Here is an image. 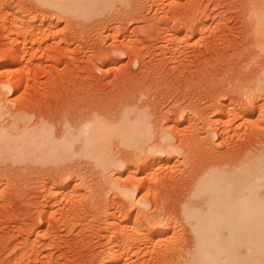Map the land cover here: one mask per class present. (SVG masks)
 Segmentation results:
<instances>
[{"label":"rangeland","instance_id":"374dc122","mask_svg":"<svg viewBox=\"0 0 264 264\" xmlns=\"http://www.w3.org/2000/svg\"><path fill=\"white\" fill-rule=\"evenodd\" d=\"M258 11L264 12V0H126L77 19L39 0H0L5 118L24 111L32 118L30 125L44 121L56 137L65 132L66 122L76 128L95 115L112 118L126 109L144 110L159 141L173 132L176 145L192 148L187 149L190 157L185 150L159 155L162 162L153 171L151 188L142 184L148 172L138 154L122 146L116 152L126 166L106 173L80 155L45 164L1 159L0 264H107L116 254L108 225L119 211L127 214L126 225L153 213L156 225L151 228L163 242L155 251L149 243L141 252L127 253L122 264H168V250L177 258L186 256L193 243L182 212L190 183L186 178L200 156H212L209 134L224 105L235 103L236 113L241 107L251 115L249 122L241 116L225 140H214L220 151L232 154L248 141L260 147L264 140V97L250 108L240 93L256 86L264 70V21L258 23ZM16 13L28 20L38 17L34 19L44 25L43 31L37 28L39 36L34 34L39 41L34 48L31 34L20 37V57H26L21 66L13 57L16 36L4 28ZM18 72L24 82H18ZM11 78L17 87L9 95L1 86ZM256 122L263 134L248 137L247 124ZM153 155L148 154L147 168ZM112 182L134 194L123 195ZM50 189L52 203L47 201ZM140 200L155 206L143 213Z\"/></svg>","mask_w":264,"mask_h":264},{"label":"bare ground","instance_id":"6f19581e","mask_svg":"<svg viewBox=\"0 0 264 264\" xmlns=\"http://www.w3.org/2000/svg\"><path fill=\"white\" fill-rule=\"evenodd\" d=\"M39 2L50 5L60 12L70 14L74 18L85 19L95 13L113 8L116 3H125L126 0H39ZM24 16L26 15L21 16L20 13L19 15L16 13L4 23V28L15 34V41L19 43L16 45L13 54L14 60L16 58V62L19 64L18 66H21L26 58L20 57L21 46H23L19 41L20 37L31 34L32 39L29 45L34 48L39 42L37 38L39 35L36 33L38 26H40L39 30H44L43 23L40 25L34 19L38 17L28 20ZM256 17L259 21L256 22L261 24L264 21V12H256ZM202 25L201 23L197 26L200 33L203 29ZM35 33L37 36L34 35ZM28 38L30 37L28 36ZM23 44L26 45L27 43L23 42ZM8 67V65L5 66L6 69H9ZM7 74L11 77V74ZM22 74L18 72L19 83L21 82L20 79L24 78ZM259 75L258 77L255 76L259 83H256V86L251 85L253 88H248L250 92L246 93L247 89L240 92L247 97L248 104H246L250 108L257 107L256 105L264 97V70ZM15 84L11 78L1 87H3V90L5 89L4 91L7 90L6 92L9 95H12L16 91L17 85ZM1 103L3 104V102L0 101V160L9 158L21 162L30 159L35 163L45 164L48 160L56 161L80 155L93 161L96 164L95 166H98L96 168H101L106 173V171L111 172L112 169H120L126 164H123L124 162L117 157L119 150L117 152L116 150L118 146H122L138 154L136 155L138 161L145 165L144 172L149 174L143 172L147 180L143 178L142 184L146 188H151L153 174L156 175L154 172L162 162L160 160L162 156L159 157V155L180 154L184 150L186 156L190 157L189 155L192 154L187 151L191 146L187 145L188 148H185L174 143L179 139L178 135L176 136L173 132L167 134L165 132L164 137L159 141L156 137L159 133L154 130L144 110L137 112V110L126 109L117 117L113 116L112 118L95 115L93 118H88L79 127L76 124V128L73 126L74 123L72 125V121L70 123L66 122L65 132L55 137L54 128L53 131L50 130L44 121H39L33 126L30 125L32 118L22 114L24 111H21L22 113L18 111L9 112V119H7L8 117L5 118L8 113L5 110L8 107L6 105L5 107L2 106ZM235 106V103L224 105L217 124L209 134L212 156L207 157L209 159L206 160H203L205 158L200 156L202 159L200 163L194 164L197 167L194 168L195 172H193V175L189 174L190 176L186 178L190 183L184 195L182 212L185 216L184 219L192 229L193 243H191L190 251L185 252L187 257L178 252L177 258L176 254H172L169 250H166L168 254L164 251V254L166 253L169 257L165 261L168 264H264V140L260 142V147H256L255 142L248 141L244 146H238L239 149L236 148L237 150L232 154L230 152V154L226 153V150L222 152L224 149L220 151V148L214 144L215 139L225 140L228 134L236 131L235 123L241 119V116L247 117L248 120L246 121L249 122L251 111H248V114L246 112L247 115H245V109L244 111L242 109L243 113L238 110L240 107L237 109L238 113H236L234 111ZM244 117L243 120L246 119ZM259 119V122L262 120L261 123H263V119L261 117ZM257 122L254 125L255 122L251 120V124H254H250V126L247 124L248 137L263 134L258 130L262 124L259 125ZM156 132L157 135L155 136ZM156 140L159 142H156ZM153 141L155 142L153 143ZM191 149L189 150L192 151ZM148 154H154L148 166L149 168L146 165L150 156ZM206 155H208V152ZM112 184L123 195L129 197L134 194L133 189L120 187L116 182H112ZM47 193H50L47 201L49 200V203H52L55 194L52 189ZM137 204L146 214L155 206L150 202L141 200ZM152 214H147L145 220L136 217L134 220L132 219L131 223L129 221L130 228H132L129 230L128 226L130 225H126L127 222L123 221L125 217H128L127 214L122 211L113 213L110 218L111 223L108 225L111 226L109 244L112 245L111 249H114L116 254L113 251L115 255L111 252L113 256L107 264H122L127 253L136 251V249L141 252V249H144L146 244L149 243L153 246L154 251L162 246L163 242L161 243L160 238L155 237V229L152 230L156 225V219ZM161 219L162 217L160 218V224ZM159 225L157 224V226Z\"/></svg>","mask_w":264,"mask_h":264}]
</instances>
